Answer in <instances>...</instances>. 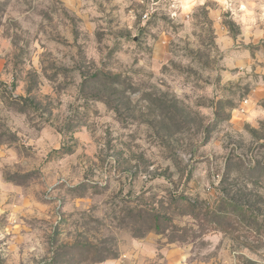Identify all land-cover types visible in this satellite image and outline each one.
Wrapping results in <instances>:
<instances>
[{
  "label": "clouds",
  "instance_id": "obj_1",
  "mask_svg": "<svg viewBox=\"0 0 264 264\" xmlns=\"http://www.w3.org/2000/svg\"><path fill=\"white\" fill-rule=\"evenodd\" d=\"M257 161L264 0H0V264H264Z\"/></svg>",
  "mask_w": 264,
  "mask_h": 264
},
{
  "label": "rangeland",
  "instance_id": "obj_2",
  "mask_svg": "<svg viewBox=\"0 0 264 264\" xmlns=\"http://www.w3.org/2000/svg\"><path fill=\"white\" fill-rule=\"evenodd\" d=\"M103 82L99 83L97 87L90 88V91H93L94 93L98 92L102 95H108L110 101L113 104H116L118 107L121 105L122 100L115 92V90H109L108 91H101V88ZM109 87V86H108ZM100 89V90H99ZM220 116H223V112L221 111L219 113ZM182 119L186 125L189 126H197L199 125V121L195 120L194 118L188 116L186 113H182ZM209 134L211 132V128H209ZM109 151L110 153L115 155V158L117 160L118 167L120 169H134L137 166H133L130 164V158H125L123 152L119 149L116 148L115 145L109 141L108 144ZM177 158L179 159V153H177ZM140 161L142 164H146V161H144L143 156L139 157ZM184 161L187 163L185 166L188 164L192 165V169H195L196 163H198V160L196 159V152L192 147H189L187 149L186 155L184 157ZM233 167V164L231 161H229L228 168L231 170ZM257 173L264 172V166L261 165L260 161H257V168L255 170ZM135 174V173H133ZM153 175H164L170 178L171 173L167 169H157L156 172L153 173ZM203 177H197V180H203ZM238 199H248L250 204H253L254 206H258L261 203H264V201H261L259 197H252L251 194H237ZM176 204V210L177 211H183L185 210V205L183 203V199L175 201ZM189 207V205H188ZM190 208V207H189ZM192 209V208H190ZM193 210V209H192ZM168 209H164L163 206L161 207V212H160V222L161 224L166 223V216H167ZM66 248V264H80L81 260H87L89 257L91 258V261L93 264H95L96 261L103 260L105 256L114 254L111 251V248L108 246V242L102 241L99 245H91L88 243L86 237H82L80 240L77 241V243L71 247L65 246Z\"/></svg>",
  "mask_w": 264,
  "mask_h": 264
},
{
  "label": "trees",
  "instance_id": "obj_3",
  "mask_svg": "<svg viewBox=\"0 0 264 264\" xmlns=\"http://www.w3.org/2000/svg\"><path fill=\"white\" fill-rule=\"evenodd\" d=\"M103 85L102 86H104L103 88H101V91H108L107 89L109 88L108 87V85L107 84H105V83H102ZM97 87V86H96ZM100 90V89H99ZM245 199V198H244ZM247 201L249 202V200L247 199ZM189 207L190 208H192L193 210H195L197 207H198V205H195V204H192L191 202H189ZM159 218H160V215H159ZM149 220L151 219V218H148Z\"/></svg>",
  "mask_w": 264,
  "mask_h": 264
}]
</instances>
